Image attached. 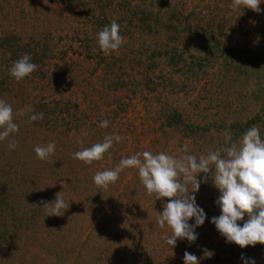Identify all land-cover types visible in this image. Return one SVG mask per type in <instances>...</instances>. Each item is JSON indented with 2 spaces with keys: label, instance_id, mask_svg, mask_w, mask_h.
<instances>
[{
  "label": "rangeland",
  "instance_id": "374dc122",
  "mask_svg": "<svg viewBox=\"0 0 264 264\" xmlns=\"http://www.w3.org/2000/svg\"><path fill=\"white\" fill-rule=\"evenodd\" d=\"M231 3L0 0V99L19 124L18 133L0 141V264H184L186 251L200 264H264V245L227 243L211 223L221 214L211 179L195 193L206 215L198 238L178 239L173 248L164 241L171 228L156 221L169 198L148 195L137 168L124 169L106 189L92 179L137 152L207 154L225 146V132L229 143L239 141L243 134L233 132L247 123L264 138L263 97L251 87L260 82L264 89V72L241 65L231 52L257 45L264 51V0L260 13L232 10ZM113 19L125 39L106 53L96 34ZM24 54L38 69L16 81L9 69ZM29 106L43 120L26 122L21 110ZM104 120L107 128L99 126ZM114 134L121 141L101 160L73 158ZM50 142L54 153L39 160L35 146ZM61 191L68 209L46 217L41 202Z\"/></svg>",
  "mask_w": 264,
  "mask_h": 264
},
{
  "label": "clouds",
  "instance_id": "9594fccd",
  "mask_svg": "<svg viewBox=\"0 0 264 264\" xmlns=\"http://www.w3.org/2000/svg\"><path fill=\"white\" fill-rule=\"evenodd\" d=\"M261 2L262 0H232L230 7L236 10L243 6L260 13ZM96 39L100 49L107 53L118 50L125 38L120 34L119 23L113 19L96 34ZM31 61L30 54H24L11 66L10 75L16 81L23 80L38 69V65ZM21 114L28 116L26 122L44 118L42 112L35 113L30 106L21 110ZM14 120L12 105L0 99V141L19 132V124ZM109 123L104 120L99 126L107 128ZM224 135L223 148L210 150L199 156L187 154L177 158L166 152H137L122 158L114 169L97 171L92 177L93 182L106 189L119 179V174L124 169L137 168L140 182L145 186L148 195L157 200L169 198L163 211L157 212L156 221L161 228L166 225L171 228V235L165 236L164 241L173 248L178 239H186L191 244L198 238L195 229L203 225L206 215L197 205L195 193L199 191L201 183H207L211 179L220 193L216 204L221 212L219 216L211 219V223L220 235L227 243H235L241 248L255 246L257 243L264 245V138L261 137L259 127L255 125L243 133L237 142L229 143L232 140L231 135L227 132ZM114 140L119 142L121 137L117 134L106 135L102 142L76 151L73 158L90 165L109 152ZM8 146L10 150H14L17 142L11 141ZM55 147V142L37 145L34 152L43 161L54 153ZM200 173L205 175L198 180ZM41 203L46 217L63 216L69 207L63 191L57 192L53 201ZM245 214L247 220H244ZM193 218L195 223L189 224V220ZM238 221H244L243 226ZM203 255L211 258L214 253L205 248ZM183 260L184 264H200L197 256L187 251ZM245 264H255V260H245Z\"/></svg>",
  "mask_w": 264,
  "mask_h": 264
},
{
  "label": "trees",
  "instance_id": "16d2710c",
  "mask_svg": "<svg viewBox=\"0 0 264 264\" xmlns=\"http://www.w3.org/2000/svg\"><path fill=\"white\" fill-rule=\"evenodd\" d=\"M187 24H184L183 27L184 28H188L190 29V26L186 27ZM169 29V28H168ZM171 29V28H170ZM177 28L175 29H171V31H175ZM259 45L256 46V48L254 47V51H248L246 54H244L243 52H240L239 50H237L236 48L231 51L233 52L234 56H236L238 58V63H240L241 65H248L249 66H254L256 67L255 70L256 71H260V72H264V51L263 50H259L258 47ZM225 52V51H224ZM222 52V54L224 53ZM226 54L228 52H225ZM225 54V55H226ZM227 56H229V54H227ZM250 68V67H249ZM257 85V86H256ZM251 87H254L255 88V91L253 92V95H257V93L259 94L260 91L261 93L259 95H261L263 98H262V107L264 109V89L263 90H260V82H255V85L254 86H251ZM259 89V91L257 92V90ZM176 119V117H172V119ZM256 124L255 121H253L252 124ZM250 124L247 123L244 128H242L241 130H235L233 132V134L235 135V137H239L241 134L245 133V131H247L249 128H250ZM239 129V127L237 128ZM207 135L206 133H202L201 136H202V141L208 143L210 140L207 138Z\"/></svg>",
  "mask_w": 264,
  "mask_h": 264
}]
</instances>
